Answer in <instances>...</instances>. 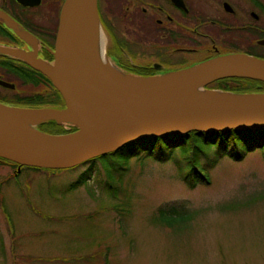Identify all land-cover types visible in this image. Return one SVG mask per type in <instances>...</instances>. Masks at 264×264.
<instances>
[{"label":"rangeland","instance_id":"1","mask_svg":"<svg viewBox=\"0 0 264 264\" xmlns=\"http://www.w3.org/2000/svg\"><path fill=\"white\" fill-rule=\"evenodd\" d=\"M263 152L240 161L211 152L219 159L206 171L209 184L193 188L174 164L149 158L130 159L116 191L104 175L83 179L87 165L0 164V264H264V203L216 209L264 191ZM181 205L198 213L182 230L155 223L159 208Z\"/></svg>","mask_w":264,"mask_h":264},{"label":"water","instance_id":"2","mask_svg":"<svg viewBox=\"0 0 264 264\" xmlns=\"http://www.w3.org/2000/svg\"><path fill=\"white\" fill-rule=\"evenodd\" d=\"M99 34L97 0H65L53 65L0 49L46 76L64 102L63 108L35 109L0 103V159L19 171L66 170L140 140L190 132L264 131V93L205 89L231 78L264 84V59L230 54L159 77H137L100 61ZM193 84L200 90H189ZM48 122L75 130L48 134L38 128Z\"/></svg>","mask_w":264,"mask_h":264},{"label":"flooded vegetation","instance_id":"3","mask_svg":"<svg viewBox=\"0 0 264 264\" xmlns=\"http://www.w3.org/2000/svg\"><path fill=\"white\" fill-rule=\"evenodd\" d=\"M64 1L0 0V49L53 65ZM97 13L98 47L105 61L129 75L159 77L230 54L264 57L259 44L264 40V0H97ZM233 80L215 83L234 88L238 83ZM52 88L26 60L0 51L1 104L48 108L54 106ZM63 107L62 100L49 108ZM48 127L38 128L56 134ZM0 164L11 163L0 159Z\"/></svg>","mask_w":264,"mask_h":264},{"label":"trees","instance_id":"4","mask_svg":"<svg viewBox=\"0 0 264 264\" xmlns=\"http://www.w3.org/2000/svg\"><path fill=\"white\" fill-rule=\"evenodd\" d=\"M260 58L264 59L263 56ZM232 79L237 80L236 83H238L234 88L227 87L225 81H223L224 83L222 82L221 86H214L218 85L215 82L207 86L232 90L230 92L238 94L264 93L263 83L242 78ZM255 83L259 84V88H256ZM52 89L54 106L48 107H56L62 103L60 94L55 88ZM47 125H50L47 129L52 130L51 132L56 134L69 133L75 130L72 126L68 125L66 129L54 122H48ZM215 150L223 155L226 154L235 161H240L244 159L247 153L257 150L264 151V131L227 130L212 133L190 132L179 137H159L140 140L130 143L116 152L89 160L80 166L87 165V169L82 175L83 179L92 172H95L97 175H104L108 188L116 191V184L119 182L121 175L129 171L130 159L135 158L139 162L149 158L158 164H164L167 161L176 166L178 175L184 180H189L188 187L193 188L201 182L209 184L206 171L213 168L219 159V154H211ZM10 168L15 170L18 166L11 163ZM23 168L39 172L53 171L32 167H22L20 170ZM258 203H264V191L244 201L221 203L216 209L220 213H236ZM197 215V211H191L183 205L168 208L161 207L156 212L155 223L164 228L180 231L183 229V225L187 222L190 224Z\"/></svg>","mask_w":264,"mask_h":264},{"label":"bare ground","instance_id":"5","mask_svg":"<svg viewBox=\"0 0 264 264\" xmlns=\"http://www.w3.org/2000/svg\"><path fill=\"white\" fill-rule=\"evenodd\" d=\"M99 58H100V61H101L105 66L111 68V66H109V65L107 64V62L105 61L104 57L102 56V53L99 55ZM115 74H116V78L121 79V76H122V75L117 74V73H115ZM188 89H189V90H193V91H198V90H200V89H199L198 87H196L194 84L191 85V86H189ZM85 98H86V99H89L87 95H85ZM87 102H88L91 106H95V103H94V102H91V101H89V100H88Z\"/></svg>","mask_w":264,"mask_h":264}]
</instances>
